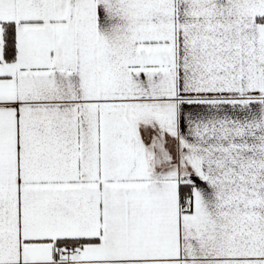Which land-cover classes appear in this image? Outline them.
Masks as SVG:
<instances>
[{
	"label": "snow or ice",
	"instance_id": "6c2138e0",
	"mask_svg": "<svg viewBox=\"0 0 264 264\" xmlns=\"http://www.w3.org/2000/svg\"><path fill=\"white\" fill-rule=\"evenodd\" d=\"M0 264H264V0H0Z\"/></svg>",
	"mask_w": 264,
	"mask_h": 264
}]
</instances>
